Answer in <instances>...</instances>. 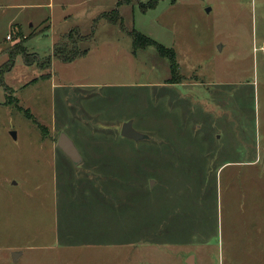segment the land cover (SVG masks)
<instances>
[{"label": "rangeland", "instance_id": "rangeland-1", "mask_svg": "<svg viewBox=\"0 0 264 264\" xmlns=\"http://www.w3.org/2000/svg\"><path fill=\"white\" fill-rule=\"evenodd\" d=\"M151 1L0 0V264H264V0Z\"/></svg>", "mask_w": 264, "mask_h": 264}, {"label": "trees", "instance_id": "trees-1", "mask_svg": "<svg viewBox=\"0 0 264 264\" xmlns=\"http://www.w3.org/2000/svg\"><path fill=\"white\" fill-rule=\"evenodd\" d=\"M173 1H175V0H173ZM157 2H158V0H152L150 2L149 6L154 7L157 4ZM116 13H118L117 10H116ZM109 21L112 22L111 19ZM115 22H113V23H115ZM81 41L82 40H75L74 39V33L73 32L69 33L68 36H64V38H62L60 41H58L55 44L53 57L55 59H58L59 61H61L63 63H72V62L76 61L77 59L86 56L89 50H86V49L83 50L81 48V46H80ZM137 42L143 44V47L144 46H151V45L156 46L162 56H164V57L169 56L168 58L174 63L175 53L172 49H167L163 45H161L155 41H152L146 37H142L139 34H136V37H135V44H137ZM62 44H64L63 50L61 49ZM18 47L20 48V50H18V53H15L16 55L10 56V61H9L10 63L8 65V71H10L14 67L15 59L19 55H22L24 61L28 62L26 50L24 49V47H22L21 45ZM22 50L25 52L23 53ZM51 65H52V57H49L46 60V67L49 68V67H51ZM171 69L175 73L174 65H172Z\"/></svg>", "mask_w": 264, "mask_h": 264}, {"label": "water", "instance_id": "water-1", "mask_svg": "<svg viewBox=\"0 0 264 264\" xmlns=\"http://www.w3.org/2000/svg\"><path fill=\"white\" fill-rule=\"evenodd\" d=\"M122 135L126 138L134 139L136 141L146 138L145 135H142L133 129V123L132 122H128L123 126ZM13 136L16 137L15 133H13ZM58 146L73 161V163L76 166H79L81 164L82 158L80 156V153L70 138H68L66 135H62L58 141ZM17 256H18V254L14 253V255H13L14 261H16Z\"/></svg>", "mask_w": 264, "mask_h": 264}, {"label": "crops", "instance_id": "crops-1", "mask_svg": "<svg viewBox=\"0 0 264 264\" xmlns=\"http://www.w3.org/2000/svg\"><path fill=\"white\" fill-rule=\"evenodd\" d=\"M88 53H89V51H88ZM88 53H87V55H88ZM82 58V57H81ZM247 153V152H246ZM259 162H260V158H258V160L256 159V160H251V161H249V162H240V161H230V162H228V163H232V164H253L254 166H257L258 164H259ZM263 170H264V167H263ZM185 262H186V264H198V262H197V258L195 257V256H192V255H189L188 257H186V259H185Z\"/></svg>", "mask_w": 264, "mask_h": 264}]
</instances>
